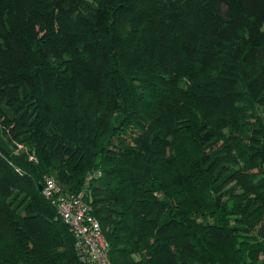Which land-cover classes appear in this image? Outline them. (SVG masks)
<instances>
[{
    "label": "trees",
    "instance_id": "1",
    "mask_svg": "<svg viewBox=\"0 0 264 264\" xmlns=\"http://www.w3.org/2000/svg\"><path fill=\"white\" fill-rule=\"evenodd\" d=\"M71 198L112 264H264V0H0V264H92Z\"/></svg>",
    "mask_w": 264,
    "mask_h": 264
},
{
    "label": "built area",
    "instance_id": "2",
    "mask_svg": "<svg viewBox=\"0 0 264 264\" xmlns=\"http://www.w3.org/2000/svg\"><path fill=\"white\" fill-rule=\"evenodd\" d=\"M47 197L60 192L54 178H49L44 187ZM65 221L84 242L92 264H112L109 257V243L104 238L100 223L90 214L89 206L81 198H71L62 204Z\"/></svg>",
    "mask_w": 264,
    "mask_h": 264
}]
</instances>
